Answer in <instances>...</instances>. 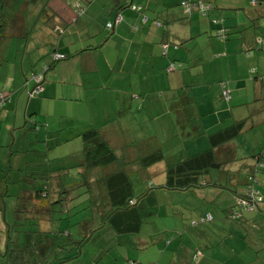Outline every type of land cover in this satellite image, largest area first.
Segmentation results:
<instances>
[{
  "label": "crops",
  "instance_id": "0c3cea01",
  "mask_svg": "<svg viewBox=\"0 0 264 264\" xmlns=\"http://www.w3.org/2000/svg\"><path fill=\"white\" fill-rule=\"evenodd\" d=\"M68 1L51 0L47 16L37 10L40 14L33 22L42 26L35 43L24 33L31 30V22L19 15L15 36L26 40L24 49L12 55L3 49L8 42L7 23L0 20V36H4L0 94L7 98L0 110V137L11 134L0 141V200L5 198L3 176L11 165L19 172L33 158L30 153L41 152L47 154L52 169L66 168L61 167L63 159L82 158V136L97 128L95 122H103L101 131L116 150L136 144L131 152L136 159L164 152L166 161L145 172L161 176L156 186L166 181L167 163L206 152L211 135L243 122L241 136L216 150L217 162L225 168L208 173L210 184L194 192H178L182 196L171 204L159 199L161 192L140 203L141 213L144 202L155 208L150 210L154 212L150 224L175 215V227L165 224L142 233L143 225L138 234L126 236L109 227L111 232L100 238L95 254L89 256L83 250L75 263L92 260L95 264L99 258V264H264V233H255L264 230V212L248 213L238 223L229 218L237 194L245 191L250 168L258 159L264 163V49L260 43L264 41V2L202 0L212 6L204 17L199 10L185 12L182 3L188 0ZM117 16L122 21L109 32L106 27ZM221 30L228 31L227 39L219 37ZM164 46H168L166 55ZM55 54L66 59L50 68L41 95L29 98L34 84L27 81L28 76L51 65ZM172 64L176 69L169 73ZM223 85L230 100L225 99ZM54 104L65 107L61 114L46 110ZM88 108L95 110L92 116ZM103 113L107 116L100 118ZM125 113L144 119L147 130L140 139L135 134L128 137L120 124ZM41 114L52 117L43 121L45 127L39 126ZM73 140L82 144L81 150L70 148ZM260 165L257 189L264 201V164ZM10 175L15 177L11 171ZM209 214L213 221L193 227ZM149 218L144 219L145 227ZM49 227L45 232L50 233ZM4 232L0 213V251L7 247ZM248 235L258 249L249 251L245 246ZM117 237L118 244L113 241ZM47 243L50 246L51 239ZM103 246L109 254L103 253ZM38 256L30 264L54 260L53 252L43 263L42 255Z\"/></svg>",
  "mask_w": 264,
  "mask_h": 264
},
{
  "label": "trees",
  "instance_id": "16d2710c",
  "mask_svg": "<svg viewBox=\"0 0 264 264\" xmlns=\"http://www.w3.org/2000/svg\"><path fill=\"white\" fill-rule=\"evenodd\" d=\"M84 1L86 4L93 2V0ZM255 2L256 4L263 3L264 0H255ZM47 9L48 6L42 9V17L47 16ZM83 11L81 8L80 13ZM117 17L109 23L113 24L111 29L108 28L109 24L107 25L106 29L109 32L114 30ZM224 31L225 39H227L228 31ZM2 39L4 36H0V40ZM55 56L64 55H52V64H46L42 66L44 68L41 71L31 73L27 81L32 74H41L45 69L48 73L56 63L66 59L64 56V59L57 60ZM44 76L45 82L46 75ZM223 89L224 93L229 92L226 85H223ZM30 93L29 98H36L41 95L42 91L31 96ZM0 96L3 97L0 101V110L2 111L7 98L1 94ZM242 124L243 122L237 123L229 129L211 135L209 137L210 148L206 152L178 163H167L165 183L156 186L157 183L150 179L149 191L140 197H136L134 178L142 176L145 179L146 171L152 169L156 164L165 162L166 158L162 150L136 159L131 153L133 148L137 147L136 144H126L116 150L102 133L101 130L104 128L102 129L101 126V128H92L82 136L84 146L82 163H80L77 175L84 176L83 182L70 176L68 167L52 169L49 166L51 161L47 154L30 153L33 158L28 159L24 169L17 172L15 166L11 165L9 174L6 173L3 176L6 184L3 189L5 198L0 200V213L4 219L7 247L5 251H0V264H30L31 260L39 257L38 254L42 255L40 263H43L52 252L54 260L59 259V264H72L83 253L89 241L91 242L92 238L97 233L100 234L99 231H103L105 227L112 228L122 236L138 234L145 222L144 215L140 210V203L154 197V194H157L156 188L170 192H194L199 187L210 184L211 182L206 179L208 173L212 170L225 168V165L217 162L216 150L239 138L243 130ZM135 138L140 139V135L138 137L135 135ZM169 144L171 146V143ZM260 164L264 163L258 159L257 164L250 168L246 178L245 191L242 194H237V204L230 210L229 218L236 223L244 220L248 213L261 211L260 206L264 201L257 189L259 185L257 168L261 166ZM107 168H110L109 173L102 174V171ZM111 168L114 170L111 171ZM10 171L15 174L21 173V176L11 178ZM224 174L227 177L229 171ZM154 175H148V177L152 178ZM82 187H86V189L80 192ZM14 193L16 195H13ZM83 196H87L86 199L77 201ZM95 198L96 200H94ZM12 199L15 202L14 206L11 205L12 202H8ZM80 207L81 211L78 212V215L88 208H92L95 212L93 218L95 222L99 221L100 225L97 229L88 230L87 234L78 240L70 231L62 229L61 223L71 219L73 216L71 209ZM150 215H153V212ZM209 215L203 217L201 222L195 223L193 227L208 223ZM74 216H77V213ZM83 218L81 216V220ZM213 220L212 216L211 221ZM47 226H50V233L45 232ZM48 239H51L50 246L47 243ZM103 253L107 254L106 251ZM53 261L47 264H53ZM96 262L95 264H99L100 259L98 258Z\"/></svg>",
  "mask_w": 264,
  "mask_h": 264
},
{
  "label": "rangeland",
  "instance_id": "374dc122",
  "mask_svg": "<svg viewBox=\"0 0 264 264\" xmlns=\"http://www.w3.org/2000/svg\"><path fill=\"white\" fill-rule=\"evenodd\" d=\"M50 1L51 0H0V20L2 22L6 21V23H7L6 27H4V28L6 30L7 39H8V42L5 43L6 45H4L3 49L6 50L9 53V55L17 53V49L23 50L24 49L23 46L25 45L26 39H22L21 37L17 38L15 36L16 19L18 18V16L24 14V16L27 17L29 19V21L31 22V23H29V27L31 30H29V32L25 30L24 33L27 32L26 36L29 37L33 43H35L37 40H39L38 39L39 33L41 34V32L40 31L38 32V28H40L42 26V23H40L38 21L33 22V20L35 17H37L40 14V13L38 14L37 10L43 9L45 6L47 7L50 4ZM64 1L66 3L69 2L68 0H64ZM23 6H27L25 10H23V8H22ZM1 17H3V18H1ZM1 21H0V24H1ZM32 24L34 27H31ZM0 30H1V28H0ZM0 35H2L1 32H0ZM44 84H45V82H44ZM63 108H65V107L62 105L54 104L52 107H49L46 110H50L53 114L59 115V114H61V112H63L62 111ZM87 111H88L87 113H90L91 116L95 113V110H93V109H91V110L89 109ZM84 113L85 112H83L82 114H84ZM141 114H143V112ZM125 115L126 116L119 119V122H120V124H122V127L123 126L126 127L125 130L128 132L127 136L131 137L134 134L137 137L139 135L143 136L147 130V128H145L144 124H142V122H144V119L141 117L138 119H133V115L131 113L129 115L127 113H125ZM106 116H107V113H103L100 118H102V117L105 118ZM51 118H52L51 115L41 114L39 117V121H40L39 126L45 127V125L47 123H45L43 121H45V120L51 121ZM67 121H72V122L75 121V124H77L76 120H67ZM116 122L119 123L118 121H116ZM102 123H103L102 121H99L97 123L95 122V124L97 125L96 127L99 128ZM15 132H18V130H16ZM5 136H11V134H6ZM5 136H1L0 141H4ZM81 145H82L81 143L73 140L70 148L75 149V150H81L82 149V148H80ZM168 147L170 148V144ZM74 153H76V152H74ZM76 157H77V155H73V157H71V158L68 157L66 159H63L61 162V164H62L61 167H68L70 169L69 170L70 176H74L76 180L78 178L79 180H81L83 182L84 176L79 177L77 175V174H79V167H80V163H82V159H75ZM172 161L174 163L176 160H172ZM144 175L146 177L145 179H143L142 176H136L134 178V183L136 185V197H140L143 193L145 194L149 191L148 184L151 181L150 179L154 180V182H156V183H160V177H161L160 175H154L152 178H149L147 174H144ZM14 176L18 178L19 176H21V174L16 173ZM84 189H86V187H82L80 189V192H82ZM263 189H264V187H263ZM156 190H157L156 193L161 192V194L159 195V199H163L168 204H171L172 200L179 199L182 196L181 193H178V192L171 193V192L159 189V188H156ZM13 195H16V194L14 193ZM186 196H184V199L188 198ZM86 197L87 196L80 197L77 199V201H81L82 199H86ZM12 200H8V202L11 203ZM151 209L155 210V208L148 207L145 202L142 204V213L145 217V220H147L150 217V210ZM167 209H170V208L167 207ZM260 210L264 212V202L261 204ZM71 211H73V216H71V219L62 222L61 227L64 230L70 231L71 234L76 237V239L82 238L83 233L87 234L88 230H90V229L99 228V225H100L99 221L95 222V219L93 218V215L95 214V212L92 208H88V210H86L83 213H80L79 215H78V212L81 211V207L71 209ZM76 213H77V216H74V214H76ZM156 213H157V215L163 214V212L158 213V211H156ZM81 216L84 217L83 220H81ZM174 216L175 215H171L170 219H164L163 223L161 221L155 220L154 221L155 223H153V224H152V222L150 224L151 219L149 218L148 225L145 227V224H143L144 228L142 229V233L145 232L146 228H147V230L152 231L154 229V227L161 229L165 224H169V225L175 227ZM80 221H82L81 224H80ZM213 223H216V222L214 221V222H212V224ZM86 224L89 226H87ZM235 229H237L236 225L233 226V230H235ZM105 230H107L106 233H103V234L97 233L94 236V239L91 242L89 241V243L86 245L85 252H88L89 256L91 254L94 255L96 252V249H99L98 243H100L102 240L100 238L107 237L106 235H108V233L111 232L109 227L106 228ZM101 231L102 230H100L99 233ZM255 233L261 234V233H264V230L260 231L259 229H257L255 231ZM250 239L251 238L248 235V237H246L245 240H243V243H245V246L249 247V249H250L249 251H253L255 249H258V247L256 246V243L251 241ZM118 240H119V237L114 238L113 241L116 244H118ZM101 249L103 250L104 246L101 247ZM109 253H110V251H107V254H109ZM263 254H264V251H263ZM52 259H55V257H53ZM109 260H110V257H108V261ZM80 262H81L80 264H82V263L86 264L83 260H80ZM73 263L76 264L75 262H73ZM53 264H59V259L55 260L53 262ZM89 264H93V261L91 260L89 262Z\"/></svg>",
  "mask_w": 264,
  "mask_h": 264
},
{
  "label": "built area",
  "instance_id": "2783aa9c",
  "mask_svg": "<svg viewBox=\"0 0 264 264\" xmlns=\"http://www.w3.org/2000/svg\"><path fill=\"white\" fill-rule=\"evenodd\" d=\"M253 4H256L255 0H253ZM182 6L185 10V12L187 14H192L195 10H199L200 13L205 17L207 16V14L212 10V6L211 5H208L207 3H205L204 1L202 0H197V1H191V0H188V1H185L182 3ZM133 10H137L136 7L133 8ZM139 10V9H138ZM122 21V17L121 16H118L117 19H116V23H119ZM113 27V24H109L108 25V28H112ZM219 37L221 39H225V31L224 30H221L219 31ZM260 43L262 45V48L264 49V41L263 40H260ZM167 47L168 46H164V50H163V54L166 55L167 54ZM55 59H64V56H55ZM176 69L175 65L172 64L169 68H168V72H174ZM45 73H47V70L45 69L43 73L41 74H32L29 79H28V82H31L34 84V89L31 91L30 93V96L31 95H36V94H39L41 91H43V82H44V78L46 75ZM252 74H256V71L253 70L252 71ZM224 96L225 98L228 100L230 97V93L229 92H225L224 93ZM3 97L0 96V101H2ZM251 195V194H250ZM207 220L208 221H211L212 220V216H208L207 217Z\"/></svg>",
  "mask_w": 264,
  "mask_h": 264
}]
</instances>
